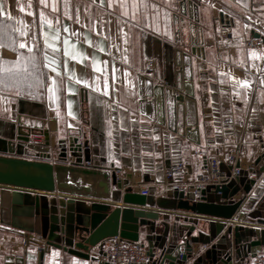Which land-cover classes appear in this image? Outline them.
<instances>
[{
  "label": "crops",
  "instance_id": "crops-1",
  "mask_svg": "<svg viewBox=\"0 0 264 264\" xmlns=\"http://www.w3.org/2000/svg\"><path fill=\"white\" fill-rule=\"evenodd\" d=\"M146 3L147 8L134 11L131 0L127 8L120 7V0L112 7L108 0H0V138L48 134L54 162L120 169L122 193L131 188L149 202H172L174 191L165 178L172 165L183 163L189 181L202 171L206 159L196 155L199 150L220 158L238 153L241 175L254 179L253 171L264 163V85L256 78L264 65V0ZM224 24L230 26L227 40L220 39ZM250 40L263 44L250 47ZM21 43L26 47L20 48ZM150 62L155 77L143 75ZM180 72L182 91L173 92L187 102L177 107V115L166 103L161 125L149 80L168 87L177 83ZM59 140L66 145L63 158ZM221 168L230 173L227 164ZM262 185L227 226H256V219H264ZM41 194L56 195L0 186V264H110L97 249L92 255L99 260L88 261L46 245L38 232ZM207 197H217L215 189ZM160 213L166 215L169 235L175 229L184 235L192 226L193 235L207 233L206 221H222L180 211ZM141 243L151 251L143 238ZM178 245L182 249V240ZM193 247L194 253L208 249ZM262 252L264 247H253L242 264Z\"/></svg>",
  "mask_w": 264,
  "mask_h": 264
},
{
  "label": "water",
  "instance_id": "water-1",
  "mask_svg": "<svg viewBox=\"0 0 264 264\" xmlns=\"http://www.w3.org/2000/svg\"><path fill=\"white\" fill-rule=\"evenodd\" d=\"M182 57L184 54L177 51V59ZM177 63L182 65V61ZM181 75V72L178 73L177 83L170 82L168 87L149 80L152 83L150 96L155 99L161 125H164L166 103L172 114L175 112L177 115V107L187 102L184 95L173 92L174 88L182 91ZM188 126L187 133L191 131ZM45 139L44 144L35 143L31 141V134L23 133L13 134L8 139L0 138V186L56 194L52 197L41 194L37 199L40 213L38 232L48 247L81 259L97 261L98 257L92 252L97 249L98 255L105 256L104 247L110 238L120 236L138 243L143 238L151 250V264H165L166 261L167 264H242L253 247H264V219H256V224L263 227L227 226L244 208L245 200L254 188L263 186L264 163L259 170L253 171L254 179L240 174L215 187L217 197L212 199L207 196L202 200L185 199L184 194L173 192L169 196L173 198L172 202H149L147 197L134 193L131 188L122 193L123 183L117 176L120 169L54 162L48 134ZM58 147L62 151L60 156L65 157V142L59 140ZM260 161L256 164L259 165ZM239 193L242 197L235 199ZM161 211H180L222 221H206L207 233L198 231L193 235L196 226H192L184 235L176 229L169 235L170 228L163 221L166 215ZM160 220L163 222L159 223ZM179 240H182V249L178 245ZM196 244L208 249L194 253L193 246ZM43 256L44 250L41 251V259Z\"/></svg>",
  "mask_w": 264,
  "mask_h": 264
},
{
  "label": "built area",
  "instance_id": "built-area-1",
  "mask_svg": "<svg viewBox=\"0 0 264 264\" xmlns=\"http://www.w3.org/2000/svg\"><path fill=\"white\" fill-rule=\"evenodd\" d=\"M230 38V26L222 25L220 29V39ZM260 40H250L249 46H261ZM145 76H156L154 63L150 62L143 71ZM259 82L264 81V65L257 75ZM264 85V83H262ZM31 141L44 144L46 139L43 135L31 136ZM199 155L206 159L202 171L189 181L186 179V168L183 163H177L166 169L165 178L167 185L174 192L179 194H191L195 200H202L207 196L208 189L224 185L241 174V158L238 153H229L224 157L210 156L205 150L197 151ZM225 163L230 167V173L222 170L221 164ZM143 195L148 194L147 188H142ZM105 257L110 264H151L153 261L151 252L141 243L128 241L116 236L106 241L104 247ZM249 264H264V253L256 254Z\"/></svg>",
  "mask_w": 264,
  "mask_h": 264
},
{
  "label": "snow or ice",
  "instance_id": "snow-or-ice-1",
  "mask_svg": "<svg viewBox=\"0 0 264 264\" xmlns=\"http://www.w3.org/2000/svg\"><path fill=\"white\" fill-rule=\"evenodd\" d=\"M95 2H96V0H92V3H95ZM114 2H115V0H108V5L107 6L108 7H112ZM238 2H239V0H238ZM41 3H44V0H41ZM101 3H103V0H101ZM128 3H129V0H120V7L127 8ZM66 6H67V4H66ZM131 7L133 8L134 11H135V9L137 7L147 8L146 0H139V2H137V0H131ZM0 15H3V13L0 12ZM41 18L43 19V14H41ZM8 19H11V17L9 16ZM133 19H135V15H133ZM78 22H79V17L77 16V23ZM64 44H65L64 55L67 56L68 55V51H67L68 41L65 40ZM45 45L51 47V45L48 44L47 39H45ZM19 46H20V48H25L26 47L25 43H21ZM28 52L31 54L28 57V59L32 63V67L35 69L37 67V65L35 63L36 57H35V54L33 53V50H32L31 47L28 48ZM253 55H255V54H253ZM47 59H48V57H47V55H45V60H47ZM44 67L48 68L49 64H45ZM52 71H56V69L53 67ZM49 79H51V77H49ZM113 79H115V76H113ZM238 83H246V82H239L238 81ZM261 83H264V81H262ZM48 91L52 92V88L49 87ZM209 91H211V89H209ZM17 94H19V93H17ZM105 95H107V91H105ZM244 99L247 100V96L246 95H245Z\"/></svg>",
  "mask_w": 264,
  "mask_h": 264
},
{
  "label": "rangeland",
  "instance_id": "rangeland-1",
  "mask_svg": "<svg viewBox=\"0 0 264 264\" xmlns=\"http://www.w3.org/2000/svg\"><path fill=\"white\" fill-rule=\"evenodd\" d=\"M264 253V252H263Z\"/></svg>",
  "mask_w": 264,
  "mask_h": 264
}]
</instances>
